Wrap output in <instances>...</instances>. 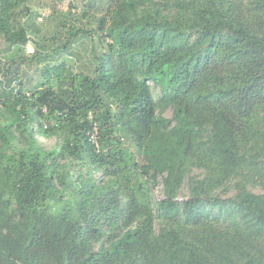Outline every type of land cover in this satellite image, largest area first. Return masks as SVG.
Here are the masks:
<instances>
[{"label":"trees","instance_id":"1","mask_svg":"<svg viewBox=\"0 0 264 264\" xmlns=\"http://www.w3.org/2000/svg\"><path fill=\"white\" fill-rule=\"evenodd\" d=\"M31 1L0 0L11 47ZM98 31L92 73L0 83V264H264V0H114Z\"/></svg>","mask_w":264,"mask_h":264},{"label":"rangeland","instance_id":"2","mask_svg":"<svg viewBox=\"0 0 264 264\" xmlns=\"http://www.w3.org/2000/svg\"><path fill=\"white\" fill-rule=\"evenodd\" d=\"M113 2L114 0H33L27 5L28 11L24 8L19 9L15 16L17 24L24 27L34 26L38 31L37 35L29 34L31 40L29 49L34 48L35 52L42 51L38 44L46 41L49 46L46 52L49 53L33 60L35 53H28L26 45L11 47L0 34V83L3 89L21 87L24 91L34 93L41 87L39 83L43 81V70L46 68L54 69L65 65L76 72L87 70L92 73L91 66L96 64L92 51L95 49L98 53L107 52V42H110L98 31V19L106 14V10ZM42 10H47L50 15L43 23H38L37 18ZM85 13L87 16L83 17ZM77 19L81 22L77 23ZM73 22L76 26H82L87 30L94 29L98 33L93 38L81 39L73 46L72 51L79 54L81 59L72 56L70 50L50 52L62 39L58 27L62 28L64 23L69 26ZM157 93L156 90L155 95ZM172 115L173 111L170 108L163 113L168 119H171ZM153 192L157 200L164 196L162 185L155 187Z\"/></svg>","mask_w":264,"mask_h":264},{"label":"built area","instance_id":"3","mask_svg":"<svg viewBox=\"0 0 264 264\" xmlns=\"http://www.w3.org/2000/svg\"><path fill=\"white\" fill-rule=\"evenodd\" d=\"M49 15H50V12H48L47 10H42L40 12L39 16H38V22L39 23L44 22L45 18H47ZM30 44H31V41H29L28 44H27V50H28L27 52L31 53V54L35 53V49L34 48L33 49H29ZM92 138L94 139V141H96V135H93Z\"/></svg>","mask_w":264,"mask_h":264},{"label":"clouds","instance_id":"4","mask_svg":"<svg viewBox=\"0 0 264 264\" xmlns=\"http://www.w3.org/2000/svg\"><path fill=\"white\" fill-rule=\"evenodd\" d=\"M48 17H49V16H48ZM48 17H47V18H48ZM45 19H46V18H45ZM37 22H38V18H37ZM38 23H39V22H38ZM42 23H43V22H42ZM29 41H31V40H29ZM29 41H28V42H29ZM27 44H28V43H27ZM27 44H26V46H27ZM32 54H34V53H32Z\"/></svg>","mask_w":264,"mask_h":264}]
</instances>
